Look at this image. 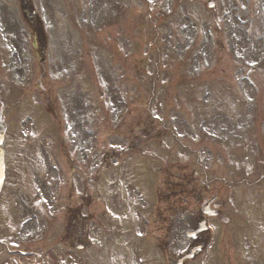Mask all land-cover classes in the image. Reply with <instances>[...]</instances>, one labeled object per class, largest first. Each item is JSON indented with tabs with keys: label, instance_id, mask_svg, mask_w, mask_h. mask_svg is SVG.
Masks as SVG:
<instances>
[{
	"label": "rangeland",
	"instance_id": "obj_1",
	"mask_svg": "<svg viewBox=\"0 0 264 264\" xmlns=\"http://www.w3.org/2000/svg\"><path fill=\"white\" fill-rule=\"evenodd\" d=\"M31 1L49 38L46 58L54 59L57 67L43 77V89H38L35 74L29 90L12 89L13 97H24V113H30L28 97L37 102L38 92H43V103L51 104L49 111L56 108L60 122L70 128H51L59 120L56 110L54 119L47 113L37 119L26 114L18 118L19 125L28 124L21 128V139H29L25 130L35 131L38 125L54 132L37 137L49 157L56 149L59 191L63 188L58 204H64V219L72 206L80 205L91 221L92 240H102V246L97 242L93 247L91 264H101L102 258L107 264L110 257L109 264H118L116 251L128 250L137 261L127 253L120 264H149L143 256L152 251L157 257L156 245L145 239L142 247L136 240L147 229L146 221H166L176 214L174 205L193 211L214 194L218 200L212 207L221 214L207 218L214 243L205 259L200 255L185 264H264V0H214L219 28L207 0ZM112 1L119 4L117 16L114 12L104 21L101 33H88V23L81 20L106 9L109 2L115 9ZM92 19L95 27L103 24L99 16ZM26 29L18 0H0V49L9 51V36L20 47L18 56L9 59L19 66L27 59L32 64L25 62L21 69L30 74L36 61L26 49ZM69 56L72 65L79 60L73 80L56 88L46 77L65 74L59 66ZM5 73L0 62V90L3 85L10 89ZM7 107L0 96V113ZM5 115V121L13 118L8 109ZM115 115L122 118L120 125H114ZM145 126L150 137L136 147L142 139L137 133ZM142 135L147 137V128ZM51 139L56 146L49 150ZM93 140H98L94 147ZM13 150L20 155L23 148L13 142ZM115 153L118 164L102 172L104 155ZM85 154L89 167L82 168ZM28 155L33 158L37 151L30 149ZM29 163L24 160L20 167L26 169ZM37 165L16 178L6 210H17L18 200L21 208L29 206L38 195L34 180L46 174ZM71 182L75 196L69 194ZM189 189L192 197L187 196ZM155 212L160 218L153 219ZM98 225L110 226L105 233ZM157 228L152 235L162 243L165 231ZM122 241L132 246L122 251ZM60 247L58 264H63L71 251ZM71 253L75 259L81 255Z\"/></svg>",
	"mask_w": 264,
	"mask_h": 264
},
{
	"label": "flooded vegetation",
	"instance_id": "obj_2",
	"mask_svg": "<svg viewBox=\"0 0 264 264\" xmlns=\"http://www.w3.org/2000/svg\"><path fill=\"white\" fill-rule=\"evenodd\" d=\"M34 216L33 210H23L20 220H3V224H0V264H57L56 254L54 257L42 254L45 251L43 241L26 246L28 239L29 242L34 243L39 237L35 232L36 224L30 220ZM72 222L73 224L69 226V236L83 237L84 234L81 232L83 224ZM45 223V232H48V221ZM26 248L31 251L30 255L26 252Z\"/></svg>",
	"mask_w": 264,
	"mask_h": 264
},
{
	"label": "water",
	"instance_id": "obj_3",
	"mask_svg": "<svg viewBox=\"0 0 264 264\" xmlns=\"http://www.w3.org/2000/svg\"><path fill=\"white\" fill-rule=\"evenodd\" d=\"M2 136L0 134V143H1ZM3 178V163H2V151L0 149V185Z\"/></svg>",
	"mask_w": 264,
	"mask_h": 264
}]
</instances>
